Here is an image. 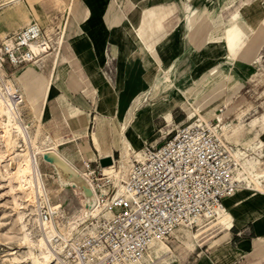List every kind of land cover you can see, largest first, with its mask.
Listing matches in <instances>:
<instances>
[{
    "label": "crops",
    "instance_id": "1",
    "mask_svg": "<svg viewBox=\"0 0 264 264\" xmlns=\"http://www.w3.org/2000/svg\"><path fill=\"white\" fill-rule=\"evenodd\" d=\"M243 1H69L66 17L58 19L55 52L38 57L18 73L24 82L26 73L35 72L40 88L49 83L41 116L29 111V122L33 127L39 123V136L57 142L58 151L80 169H85V162L101 167L104 152L92 141L98 121L107 122L106 142L114 159L120 157L124 138L135 151L147 143H160L172 129L190 120L186 94L200 97L207 105L213 101L210 90L224 77L239 82L256 71L264 17L244 22L237 15ZM28 2L40 19L37 0ZM44 32L49 39L54 37L52 29L44 27ZM163 85L169 90L141 98L142 92ZM198 88L204 90L201 95H195ZM172 90L175 96L168 104L173 106L158 113L154 103L168 99ZM223 101L221 115L233 121L243 102L235 107ZM252 135L264 142V130ZM254 197L248 194L240 199L232 214ZM232 218L230 227L211 219L203 228L206 225L200 221L196 233L179 226L172 234L171 256L155 253L149 264H264V209ZM214 225H218L215 233L197 239Z\"/></svg>",
    "mask_w": 264,
    "mask_h": 264
},
{
    "label": "built area",
    "instance_id": "2",
    "mask_svg": "<svg viewBox=\"0 0 264 264\" xmlns=\"http://www.w3.org/2000/svg\"><path fill=\"white\" fill-rule=\"evenodd\" d=\"M31 43L50 46L36 21L5 36L0 59L32 62L46 52H34ZM3 90L6 94L5 84ZM9 97L18 109L23 101L20 90L14 89ZM232 152L221 126L198 114L172 129L160 143L143 146L118 179L119 187L103 175L104 167L85 162L101 213L88 219L81 231L55 238L63 260L68 264H140L151 245L167 240L177 226L193 229L200 221L215 219L224 208V199L242 186L239 162ZM115 161L111 165L116 167ZM40 198L39 217L52 219L55 212L49 198Z\"/></svg>",
    "mask_w": 264,
    "mask_h": 264
},
{
    "label": "rangeland",
    "instance_id": "3",
    "mask_svg": "<svg viewBox=\"0 0 264 264\" xmlns=\"http://www.w3.org/2000/svg\"><path fill=\"white\" fill-rule=\"evenodd\" d=\"M69 1L71 0H37L36 9L37 13L40 16V19L42 20L41 22L40 19L36 16L35 11L31 8L28 0H0V48L5 36L10 35L11 33L23 28L35 19L42 24H40L42 33L50 44V49L45 53L39 54L37 58L43 57L49 52L54 53L57 49V31L58 23L60 22L58 19L61 18L60 20L63 21L66 17L67 11L65 7L69 3ZM233 4H235V2H233ZM263 4L264 0H244L243 8L241 9V11L238 10L239 14L237 15H239V17H242L244 22H248V19H250L251 17H264ZM232 9L235 10V8ZM45 20L48 23H44ZM243 26H245L244 23ZM44 27L52 29V32L55 33L54 37L49 39V37L44 32ZM248 40L247 44H249L248 46L250 47L251 42H248ZM258 49L261 53V56L258 57V61L255 63L257 66L255 68L256 71L252 75L249 74L248 76L242 77L239 82H235L229 76L224 77V79H222V81L217 84L216 88L213 89L212 87V89L210 90V97L213 100L210 104L205 105L206 103L204 104L201 101L202 99L200 97H192L193 95L190 96L189 94H186V97L189 98V101L191 103V105L189 106L190 112H192L190 115V119L197 117L198 114H200L207 119L214 120V122H217L220 126L223 124L225 125V129L222 130V134L227 142L231 145V148L233 150H242V155H239V159L238 157L236 158L239 162L238 169H243L241 163H247L249 161L253 162L258 160V162L255 163V166L252 168L250 167V165H246V168L243 169L242 176L245 177V179H242V186L234 192L240 193L244 191L245 182L247 183V181H250L251 187L253 189H248L247 193L249 194V197H256L248 201L246 205L237 208V211L235 214L233 213V216L243 217L249 213L264 209V194L257 197V195L260 194L258 190L259 186L254 183L251 174V171L253 169L264 167V155L262 154V151L264 150V147L262 145L264 142L258 141V137L253 139L252 135L257 134L260 130H264V39L260 44H258ZM244 58L249 59L250 57ZM31 63L33 62H12L6 56H3V60L0 59L1 88L3 89V85L7 81H11L15 88L21 91V83L16 79V75L26 65ZM40 75L42 76V74ZM23 83L25 84V88L30 91V95L32 96V104H21L18 107V110H20L24 122L30 124L29 131L31 132L35 125L33 127L32 123L29 122V119H31V117L29 116V111L35 116H41L43 109L42 96L44 88L39 87L41 83L39 82L38 75L35 72L26 74ZM47 84L49 87V83ZM165 88V91L169 90L167 86L164 87V85L161 86V88L156 86V88L147 90V93L142 92L141 98L146 99L149 96H159L160 94L165 92ZM47 90L49 91V89ZM174 91L176 90L171 91L168 99H161L158 102L154 103L153 107L158 111V113H166V111L168 112L169 109L173 106V104H168V102L170 101V97L173 98L175 96V94H173ZM203 91V88H198L195 92V95H201ZM225 99L226 102H232L233 104L231 103V105L235 107L239 103L243 102V105L238 106L239 110H237V112L234 114L235 118L233 121L231 120V118H228V120L224 119L223 117L222 119L217 118V116L221 115L222 111L225 110V102L223 101ZM31 105L33 106V109L31 108ZM184 106L185 108H188L187 104H184ZM251 119H253L251 121L252 126H249L248 124ZM122 127L124 128L125 126L123 125ZM165 128L167 127L164 126L162 130H165ZM107 134H109V131H107ZM250 135H252V137H250ZM39 139L41 145L43 142L47 144L50 143L46 138L39 137ZM22 147V142L20 140L15 147L8 148L2 143V140L0 139V153L3 155V157L0 159V264H30L31 257L29 254V247L28 243L23 239L24 229L22 225H24L25 228L30 231L31 238L34 241L41 239V233L39 231L37 221L35 220V218L39 215V210H37L36 204H30L28 197L23 196V193L17 188V181L12 178L14 164L16 161V152H18ZM38 161L50 203L62 204L60 207V213L62 214V217L59 223H57L56 213L53 216L56 230L59 233L63 234L64 232L65 234H69L70 232L81 231V229L86 226L85 224L80 223L77 226V229L79 230H77L76 228L69 229L67 221L69 219V216L83 207L81 198L74 192V190H72L71 186L61 185L58 181L55 180L56 172L54 167L48 162L42 160L40 155H38ZM82 170L87 171L85 169ZM261 183L262 185H264V179H262ZM50 188H52V190L49 191ZM39 201L42 202L43 200L39 198ZM224 207H226V205ZM226 209H228V207H226ZM88 221L89 220L86 221V224L88 223ZM202 225H206L203 227L205 228L210 224L207 220L204 221ZM184 227L189 228L187 226ZM198 227L189 229L192 232L196 233ZM217 227L218 225L210 227L203 234L198 236L197 239L200 240L202 239L201 237L205 235H212L216 232L215 229ZM172 239L173 236H170L167 240L164 241V243L171 248ZM57 243V247L60 248L61 245L59 244V242ZM31 250L32 252L37 254L36 248L33 247ZM163 250H165V248H161V257L171 256V253L168 252V250L163 254ZM59 256L63 259L61 252ZM150 257L155 258V253L151 252ZM52 264L63 263L54 261Z\"/></svg>",
    "mask_w": 264,
    "mask_h": 264
},
{
    "label": "bare ground",
    "instance_id": "4",
    "mask_svg": "<svg viewBox=\"0 0 264 264\" xmlns=\"http://www.w3.org/2000/svg\"><path fill=\"white\" fill-rule=\"evenodd\" d=\"M30 47L36 53H39L40 51H47L50 49V46L48 44L39 45L37 43H31ZM19 74L17 73L16 79L21 83L20 92L23 98L21 104H32V96L30 95V91L25 88V84L23 83L21 75ZM26 74H29V72ZM14 89L16 88L11 81H7L5 83L6 94L3 92V89L0 86V139L2 140V143L8 148L15 147L19 140L22 142L23 147L18 152H16V161L12 174V178L17 181V188L23 193V196L28 197L30 204H36L37 210L39 206V198L41 196L44 198H48L46 191L47 189L45 188L42 178V172L39 167L38 155H40L42 160L48 162L54 167L56 172L55 180L58 181L61 185L71 186L72 190H74V192L81 198L83 207L69 216V219L67 220L69 229H77V226L80 223L86 225V221L88 219L95 218L101 213V208L96 205L97 193L90 173L76 167L65 156H63L57 149V142L48 144L43 142L42 145L40 144V124L37 123L33 130L31 132L29 131L30 124L24 122L20 110H18L13 105L9 97V93ZM47 89H49L48 84L44 86L42 96L43 103L48 94ZM31 108L33 109L32 105ZM191 113L192 112H190L188 107L189 117ZM217 118L222 119V115H218ZM221 129H225L224 124L221 125ZM106 131L107 122L98 121L94 127L92 134V141L95 147L97 149H101L104 152V155H102V157L111 156L110 148L108 146V143L106 142ZM241 151H239L238 149L233 150V156L235 158L238 157L239 159V155H242ZM139 154V150L135 151L128 139L124 138V146L121 150L120 157L119 159H117V161H115V164H117V166H105L103 168V175L105 177L107 176L109 178H112L114 180V183L119 187L118 179H120L122 175L129 169L132 157ZM2 157L3 155L0 153V159ZM257 162L258 160L253 162L249 161L247 163H241V165L243 169L246 168L247 164L252 168ZM239 169L237 173L238 178H240L241 180L245 179V177L242 176L243 169ZM251 174L254 183L259 186L258 190L260 194H264V185H262L261 183L262 179H264V167L253 169L251 171ZM248 189H253L251 187L250 181H247V183L245 182L244 191L240 193H232L226 199V207H228V209L224 207L213 220L217 224H220L224 227H230L234 222V219L232 218V209L240 199L248 196ZM50 190H52V188H50L49 191ZM118 192L119 189L116 193ZM235 197L237 198V201H235ZM61 205V203H49L50 209L56 213L57 223H59L62 217V214L60 213ZM35 220L37 221V225L41 233V239L39 240L34 241L31 238L30 231H28L27 228L22 225L24 229L23 239L28 243L29 247V254L31 257L30 264H52L54 261L66 264V262L59 256L61 247H57L58 243L55 240L57 236H63L65 232L63 234L59 233L56 230L53 218L42 220L38 215ZM178 227L179 226H177L176 228ZM176 228L172 231L171 236ZM33 247L36 248L37 254L32 252L31 249ZM161 248H165V250H163V254L164 252H167V250L168 252L170 251V247L165 244L164 241L156 242L151 245L148 251V255L144 257L143 261L140 264H149L150 260L148 257H150L151 252L156 253L157 256L160 257V253L162 252Z\"/></svg>",
    "mask_w": 264,
    "mask_h": 264
},
{
    "label": "water",
    "instance_id": "5",
    "mask_svg": "<svg viewBox=\"0 0 264 264\" xmlns=\"http://www.w3.org/2000/svg\"><path fill=\"white\" fill-rule=\"evenodd\" d=\"M113 163V158L111 156H104L99 158V164L101 167L111 165Z\"/></svg>",
    "mask_w": 264,
    "mask_h": 264
}]
</instances>
